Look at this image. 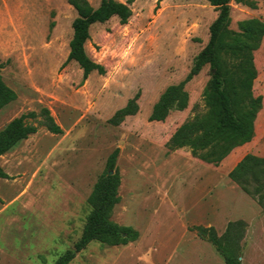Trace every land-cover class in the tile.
Listing matches in <instances>:
<instances>
[{"label":"rangeland","instance_id":"rangeland-1","mask_svg":"<svg viewBox=\"0 0 264 264\" xmlns=\"http://www.w3.org/2000/svg\"><path fill=\"white\" fill-rule=\"evenodd\" d=\"M101 0H88L97 7ZM125 2L126 0H117ZM230 25L264 21V0H230ZM121 24L112 16L90 26L88 56L103 65L82 80L75 61L64 64L74 8L67 0H0V74L15 100L0 109V129L23 113L37 131L0 156V264H53L80 237L94 182L108 154L116 165L120 200L111 219L138 230L137 240L108 246L89 242L69 264H225L214 246L188 228L211 226L221 235L242 220L241 264H264V173L243 184L228 177L247 153L264 157V37L253 53V94L262 97L252 139L217 165L169 149L173 132L203 113L202 92L211 78L205 64L184 84L188 104L164 121L148 116L161 92L183 81L209 39L217 10L207 0H134ZM135 98L137 110L117 125L114 113ZM47 108L62 133L41 123Z\"/></svg>","mask_w":264,"mask_h":264},{"label":"trees","instance_id":"trees-1","mask_svg":"<svg viewBox=\"0 0 264 264\" xmlns=\"http://www.w3.org/2000/svg\"><path fill=\"white\" fill-rule=\"evenodd\" d=\"M133 1L101 0L97 7H93L88 0H67L74 8L76 17L72 21V36L64 64L75 61L82 70V80L93 71L105 73L103 65L91 59L85 50V43L90 37V26L103 23L112 16L118 17L121 24L126 23L132 13L130 5ZM207 1L218 12L209 27V39L195 56L185 79L168 85L161 92L151 108L148 120L164 121L170 111L184 110L188 104L184 84L208 64L211 78L202 92L205 111L183 122L169 138L168 146L169 149L188 147L192 156L217 165L234 148L249 142L254 135V119L262 106V97L254 95L252 90L257 75L253 53L264 37V21L246 18L237 22L235 30L231 29L230 0ZM15 98V91L3 81L0 74V109ZM136 110L135 98L129 99L109 121L117 125ZM40 115L42 125L50 133H62L61 127L47 108H42ZM36 116L35 112L23 113L0 129V156L37 131V125L28 121ZM118 153L119 148L115 147L108 154L104 169L87 196L90 210L80 237L53 264H69L75 254L93 240L116 246L138 239L137 229L111 219L113 209L120 200L118 190L121 176L116 165ZM259 172L264 173V157L247 153L232 167L228 177L243 184L250 176ZM0 178H9L2 167ZM263 191L264 182L254 186V193L261 194ZM245 227L242 220H236L228 222L221 235L211 226L193 225L188 229L194 231L200 239L211 243L225 264H241L239 241L244 235Z\"/></svg>","mask_w":264,"mask_h":264}]
</instances>
